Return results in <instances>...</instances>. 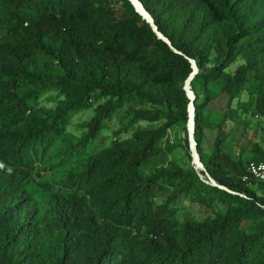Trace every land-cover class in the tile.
I'll use <instances>...</instances> for the list:
<instances>
[{
    "label": "trees",
    "instance_id": "obj_1",
    "mask_svg": "<svg viewBox=\"0 0 264 264\" xmlns=\"http://www.w3.org/2000/svg\"><path fill=\"white\" fill-rule=\"evenodd\" d=\"M140 1L182 54L129 0H0V264H264V195L253 189L264 183L243 181L248 165L264 160V147L255 144L246 163L233 160L221 138L210 154L203 149L208 87L239 51L246 62L227 75L226 88L258 79L264 117V0ZM189 58L199 69L191 88L200 173L224 189L193 167L145 173L177 147L162 146L167 130L187 128ZM48 90L64 99L30 114ZM92 102L99 104L86 135L66 139L71 112ZM124 104L133 106L122 118L132 136L86 155ZM164 118L159 128L135 127ZM83 156L56 180L60 166ZM164 186L172 192L159 204ZM182 197L226 210L178 224Z\"/></svg>",
    "mask_w": 264,
    "mask_h": 264
},
{
    "label": "rangeland",
    "instance_id": "obj_2",
    "mask_svg": "<svg viewBox=\"0 0 264 264\" xmlns=\"http://www.w3.org/2000/svg\"><path fill=\"white\" fill-rule=\"evenodd\" d=\"M3 33L4 31L0 30V35ZM217 55L218 51L214 48L211 56L213 60L208 67L215 64ZM245 62L246 55L239 51L237 58L225 69L224 76L218 81L210 83L208 87L210 101L204 109L205 140L203 144L205 152L210 154L213 150L215 140L221 138L224 151L233 160H241L244 163L252 157L255 144L264 147V117L256 109L259 80L253 78L244 87L234 91H229L226 88L227 75L234 73L238 66ZM63 99V96H60L56 90L45 91L33 103L34 108L30 114L34 112L43 114L46 111L55 109ZM101 101L103 102L104 99ZM98 104V102H92V107L89 109L71 112L64 132L66 139L72 142L86 135L89 129L88 125L95 115V109ZM131 107L133 106L130 104H124L122 108L114 112L112 118L107 121L99 135L88 142L85 150L86 155L101 152L111 147L115 142L129 139L132 136V131H123L122 122V118L128 115L132 109ZM165 121V118L157 122L141 121L135 127L159 128ZM167 140L170 144L177 145V147L166 159L163 157L155 159L145 170V173H154L160 167L172 169L173 164L183 169L189 167L195 168V165L192 164V156L191 158L188 157V151L191 152V140L189 138L188 128H185L181 123L175 124L167 130V134L161 142L163 147L166 146ZM84 158V156L82 158H73L71 162L60 166L61 172L59 174L56 173V180H60L64 171L75 168L77 162L80 160L84 162ZM196 170L200 173L204 168L199 166ZM200 176L203 180H208V176L205 177L201 173ZM47 178L50 179L49 177ZM253 189L258 195H264V186L253 187ZM171 192V187H162L157 192L156 202L159 204L164 203ZM40 193L41 191H38V194ZM175 208L174 219L178 224L192 220L203 221L207 217L214 218L218 213L226 210V207L221 205L215 209H208L185 197H182L180 201L176 202ZM247 230L250 231V229ZM57 237L58 235L54 234L49 239L56 242Z\"/></svg>",
    "mask_w": 264,
    "mask_h": 264
},
{
    "label": "water",
    "instance_id": "obj_3",
    "mask_svg": "<svg viewBox=\"0 0 264 264\" xmlns=\"http://www.w3.org/2000/svg\"><path fill=\"white\" fill-rule=\"evenodd\" d=\"M129 1L133 5L135 11L138 12L143 19H145L147 22L150 23L152 29L155 31V33L158 35V37L160 39L164 40L166 43H168V45L176 53L182 54V52H180L179 50L174 48V46L171 44V41L162 32H160L158 30L156 24L154 23L153 17L145 9V7L141 3V1L140 0H129ZM189 61L191 62L193 70H192V72L190 73V75L188 76V78L186 79V81L184 83V90L186 91V94H187L188 98L190 99V102H189V105H188V116H189V119H188V123H187L189 138L191 140L190 151H191V156H192V164L195 165V169H197L199 166H202L204 168V171H205V166L203 165V163L200 160V156H199L198 151H197V144H196V141H195V138H194V131H195L194 99H195V94H194L193 90L189 89L190 83L194 79L196 74L198 73L199 69H198V66H197L195 60L189 58ZM207 176H208V178H209V180H210L212 185L218 186V187L223 188V189L225 188V187L219 185L208 173H207Z\"/></svg>",
    "mask_w": 264,
    "mask_h": 264
},
{
    "label": "built area",
    "instance_id": "obj_4",
    "mask_svg": "<svg viewBox=\"0 0 264 264\" xmlns=\"http://www.w3.org/2000/svg\"><path fill=\"white\" fill-rule=\"evenodd\" d=\"M251 180L264 183V160L253 161L248 165L247 174L244 175L243 181L250 182Z\"/></svg>",
    "mask_w": 264,
    "mask_h": 264
},
{
    "label": "bare ground",
    "instance_id": "obj_5",
    "mask_svg": "<svg viewBox=\"0 0 264 264\" xmlns=\"http://www.w3.org/2000/svg\"><path fill=\"white\" fill-rule=\"evenodd\" d=\"M189 89L191 90V83H190V87H189ZM202 167V166H201Z\"/></svg>",
    "mask_w": 264,
    "mask_h": 264
}]
</instances>
